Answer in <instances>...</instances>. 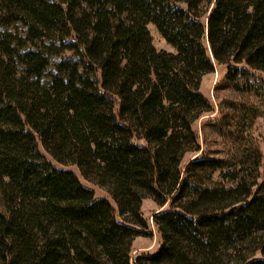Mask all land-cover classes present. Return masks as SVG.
I'll use <instances>...</instances> for the list:
<instances>
[{
	"label": "trees",
	"instance_id": "1",
	"mask_svg": "<svg viewBox=\"0 0 264 264\" xmlns=\"http://www.w3.org/2000/svg\"><path fill=\"white\" fill-rule=\"evenodd\" d=\"M259 118L264 0H0V264H264Z\"/></svg>",
	"mask_w": 264,
	"mask_h": 264
},
{
	"label": "rangeland",
	"instance_id": "2",
	"mask_svg": "<svg viewBox=\"0 0 264 264\" xmlns=\"http://www.w3.org/2000/svg\"><path fill=\"white\" fill-rule=\"evenodd\" d=\"M147 28L153 39L154 47L158 52H167L175 54V50L164 41V39L159 34L158 30L153 25L149 24ZM223 76L224 70L218 67L214 74L204 77L202 81L201 91L207 98H209L213 102L216 111L212 115L204 116L195 126L201 138H204L203 127L205 123H207L209 120L213 119L217 115V107L219 102L229 96L228 92L217 89L218 85L222 82ZM255 132L256 134L264 136V118L258 119L255 127ZM218 140V137L213 132L208 133V145H210V150L211 148H213V151L220 150ZM211 144H213V146ZM262 147L264 150L263 145ZM203 148H206V145H203ZM89 186L95 190L97 197L107 196V193L103 189L90 184ZM158 210V206L151 199H147L143 202L141 211L143 216L149 221L152 236L139 237L134 241L132 246L133 256L144 252L152 253L159 248L160 238L157 233V229L154 227L153 222L151 220L153 214Z\"/></svg>",
	"mask_w": 264,
	"mask_h": 264
}]
</instances>
